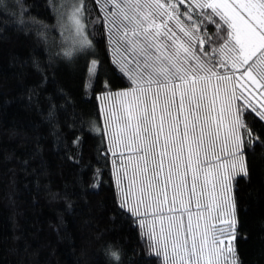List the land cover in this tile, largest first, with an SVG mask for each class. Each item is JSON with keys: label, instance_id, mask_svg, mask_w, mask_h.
<instances>
[{"label": "trees", "instance_id": "trees-1", "mask_svg": "<svg viewBox=\"0 0 264 264\" xmlns=\"http://www.w3.org/2000/svg\"><path fill=\"white\" fill-rule=\"evenodd\" d=\"M74 2L0 0V264H161L148 247L153 215L141 217L142 229L120 206L133 175L126 156L135 153L126 142L114 146L109 94L132 84L114 62L121 56L97 0H84L90 46L70 39ZM190 4L178 7L185 12ZM245 120L254 134L250 140L242 132L247 175L230 183L235 257L264 264V122L254 114ZM225 150L232 143L220 138L207 163L230 159Z\"/></svg>", "mask_w": 264, "mask_h": 264}, {"label": "snow or ice", "instance_id": "snow-or-ice-1", "mask_svg": "<svg viewBox=\"0 0 264 264\" xmlns=\"http://www.w3.org/2000/svg\"><path fill=\"white\" fill-rule=\"evenodd\" d=\"M97 3L109 30V42L115 44L114 51L121 56L114 62L132 84L129 90L109 94L115 98L109 114V123L115 127L114 146L126 142L128 150L137 154L120 206L142 229L145 219L141 217H155L148 232V247L161 259V264H238L233 245L236 221L234 200L229 196L230 181L237 174L247 175L242 132L250 140L254 134L246 123V115L254 114V120L264 122V102L253 104L245 96V92L248 95L251 92L244 87L247 83L257 85L264 93V0H192L185 12L178 7L185 0H97ZM84 10V0H78L68 15L75 29L74 43L81 47L90 46L82 23ZM207 25H214L216 31L209 33ZM95 64L93 61L89 68L90 75H94ZM209 90L213 99L208 112L215 110L217 101L221 105L215 131L209 118L201 116ZM237 100L244 103L236 104ZM221 131L225 141L232 143V151L224 152L230 159L208 164L207 155L218 143ZM166 161L168 174L164 176ZM149 162L153 165L151 177ZM202 171L204 186L211 183L212 191L209 202L200 211L204 193H197V181ZM117 185L120 186L119 179ZM169 188L173 204L181 198V208L185 194L190 199L196 198L195 228L191 212L187 227L182 217L163 214ZM133 197L135 204L130 203ZM200 220L204 221L203 230ZM210 220L217 221L219 226L209 223ZM110 254L119 260L118 253Z\"/></svg>", "mask_w": 264, "mask_h": 264}, {"label": "rangeland", "instance_id": "rangeland-1", "mask_svg": "<svg viewBox=\"0 0 264 264\" xmlns=\"http://www.w3.org/2000/svg\"><path fill=\"white\" fill-rule=\"evenodd\" d=\"M68 34H69L70 39L72 41H74L75 29L72 27L71 23L69 22V19H68ZM212 83H213V85H215L214 81H212ZM244 87H246L251 92V95H248V92H245V96L253 104H258V103L264 102V93H262V91L259 88V86L247 83V84L244 85ZM212 99H213V93H212L211 90H209V92L207 94V99L204 102L203 110H204V116H207L209 118V122L211 123L212 128L216 129V121H218L220 119V107H221V105L217 101L215 103V106H214L215 110L213 112L209 113L208 112V106L212 102ZM241 101L244 103L243 100H241ZM233 112H234V109H233ZM220 138H225V134H224L223 131H221V133H220ZM161 143H163V140H161ZM136 155L137 154H131V155L126 156L128 158L132 157V160L129 163L130 170H133V167L135 166L132 161H133V159L136 158ZM156 159H157V161H159V159H160L158 154L156 156ZM184 160H185V162L187 160V154L186 153H185V156H184ZM149 174L152 175V171H150ZM167 174H168V167H167V161H166L165 162V167H164V176H167ZM188 179H190V180H188ZM209 179H211V178H209ZM197 183H198L197 193L199 194L202 191L204 193L203 197L200 199V203L202 205V208L200 209V211H203V205L208 203L209 200H210L209 193L212 191V184L209 183L207 185V187L205 188V186H204V176H202L201 179L199 178ZM230 183H231V181H230ZM191 185H192V175L189 172V174L187 176V188H188L189 192L191 190ZM160 187L161 188L164 187L163 178L160 179ZM136 191H137V196H139V189L138 190L136 189ZM216 192L217 193L219 192V187L218 186L216 187ZM229 196L231 197V193L230 192H229ZM160 199L163 200L164 197L161 196ZM180 200H181V198H177L175 204H173L172 190H171V188H169L168 191H167V203L164 204V206H163L164 207L163 214L165 216L176 215L177 217H182L183 223H184L185 227H187V224H188V213L191 212V214H192V225H193V228H195L196 224L198 223L197 215H196V213L198 211L197 208H196V198L193 197V198L190 199L189 195L185 194L182 197V200H183V203H184V208H181ZM132 203L133 204L136 203V197H133ZM170 208H174L175 211L174 212H170L169 211ZM185 209H187V211H185ZM205 215H207V213H205ZM152 218H155V217L152 216ZM234 218H235V221H236V217L235 216H234ZM152 221H153V219L150 220L151 228H152ZM199 223H200L201 230H203L204 221L200 220ZM209 223H216L217 226H219L217 221L210 220ZM156 233H157V235H159V221H157V223H156ZM234 241H235V239L233 240V245H234ZM234 249H235V247H234Z\"/></svg>", "mask_w": 264, "mask_h": 264}]
</instances>
